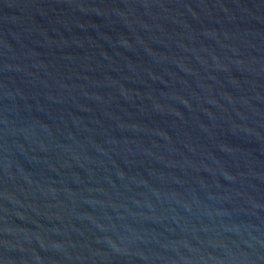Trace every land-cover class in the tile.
I'll list each match as a JSON object with an SVG mask.
<instances>
[{"label": "water", "instance_id": "water-1", "mask_svg": "<svg viewBox=\"0 0 264 264\" xmlns=\"http://www.w3.org/2000/svg\"><path fill=\"white\" fill-rule=\"evenodd\" d=\"M0 264H264V0H0Z\"/></svg>", "mask_w": 264, "mask_h": 264}]
</instances>
